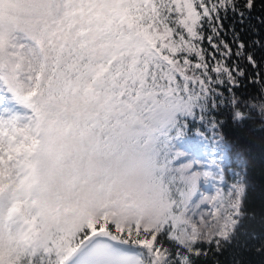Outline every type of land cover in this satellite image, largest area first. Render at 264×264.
<instances>
[{"label":"snow or ice","instance_id":"snow-or-ice-1","mask_svg":"<svg viewBox=\"0 0 264 264\" xmlns=\"http://www.w3.org/2000/svg\"><path fill=\"white\" fill-rule=\"evenodd\" d=\"M230 126L264 0H0V264H264Z\"/></svg>","mask_w":264,"mask_h":264},{"label":"trees","instance_id":"trees-1","mask_svg":"<svg viewBox=\"0 0 264 264\" xmlns=\"http://www.w3.org/2000/svg\"><path fill=\"white\" fill-rule=\"evenodd\" d=\"M259 14V13H257ZM229 139L234 145V151L243 155L247 161V179L249 183L248 205L249 208L259 209L264 205V132L258 128L255 131L248 129H237L230 126ZM234 159H237L234 157ZM240 171L237 163H233ZM255 229L259 230L258 218L250 221ZM249 259H259L249 257Z\"/></svg>","mask_w":264,"mask_h":264},{"label":"rangeland","instance_id":"rangeland-1","mask_svg":"<svg viewBox=\"0 0 264 264\" xmlns=\"http://www.w3.org/2000/svg\"><path fill=\"white\" fill-rule=\"evenodd\" d=\"M235 171V172H239L238 168H236L234 165H231L230 169H229V177H231V174L232 172Z\"/></svg>","mask_w":264,"mask_h":264}]
</instances>
